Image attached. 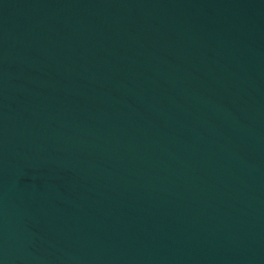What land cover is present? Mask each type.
I'll list each match as a JSON object with an SVG mask.
<instances>
[{"label": "water", "instance_id": "1", "mask_svg": "<svg viewBox=\"0 0 264 264\" xmlns=\"http://www.w3.org/2000/svg\"><path fill=\"white\" fill-rule=\"evenodd\" d=\"M0 264H264V0H0Z\"/></svg>", "mask_w": 264, "mask_h": 264}]
</instances>
